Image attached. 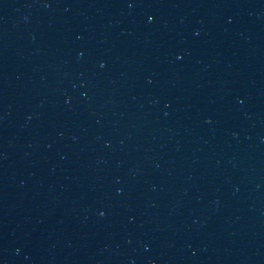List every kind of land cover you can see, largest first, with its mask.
Listing matches in <instances>:
<instances>
[{
	"label": "water",
	"instance_id": "obj_1",
	"mask_svg": "<svg viewBox=\"0 0 264 264\" xmlns=\"http://www.w3.org/2000/svg\"><path fill=\"white\" fill-rule=\"evenodd\" d=\"M0 264H264V0H0Z\"/></svg>",
	"mask_w": 264,
	"mask_h": 264
}]
</instances>
